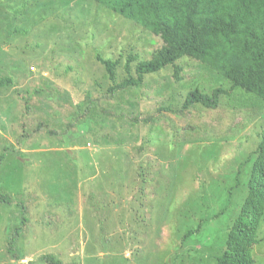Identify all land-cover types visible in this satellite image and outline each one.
Masks as SVG:
<instances>
[{
    "label": "rangeland",
    "instance_id": "1",
    "mask_svg": "<svg viewBox=\"0 0 264 264\" xmlns=\"http://www.w3.org/2000/svg\"><path fill=\"white\" fill-rule=\"evenodd\" d=\"M162 45L94 0H0V77L12 81L0 88V194L13 199L0 204V264H216L247 196L264 101L189 57L179 80L167 66L110 91L129 57L134 75ZM98 58L117 63L114 81ZM218 88L216 109L174 113L189 92ZM257 239L264 264V215Z\"/></svg>",
    "mask_w": 264,
    "mask_h": 264
},
{
    "label": "trees",
    "instance_id": "2",
    "mask_svg": "<svg viewBox=\"0 0 264 264\" xmlns=\"http://www.w3.org/2000/svg\"><path fill=\"white\" fill-rule=\"evenodd\" d=\"M120 16L133 20L162 41L149 60L138 61L134 75L130 74L129 57L124 65L126 79L111 92L139 87L146 75L173 67L179 80L181 68L176 62L189 57L222 74L232 88H239L264 101V0H94ZM107 77L114 81L116 62L98 58ZM12 81L0 77V88ZM224 92L215 89L211 95L198 90L189 92L175 114L200 105L216 109ZM149 118L132 119L148 124ZM257 158L247 183V196L226 240L225 251L216 264H258L252 257V247L258 244L257 232L264 215V131L256 147ZM3 158L0 156V159ZM12 196L0 194V204L10 205ZM23 209V208H22ZM188 230L187 238L199 231ZM9 251L11 243L9 242ZM45 264H63L53 255H44Z\"/></svg>",
    "mask_w": 264,
    "mask_h": 264
}]
</instances>
